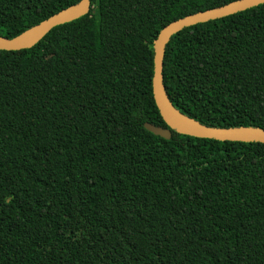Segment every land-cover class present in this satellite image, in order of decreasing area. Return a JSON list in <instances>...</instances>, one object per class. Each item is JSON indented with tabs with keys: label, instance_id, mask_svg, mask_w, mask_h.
<instances>
[{
	"label": "trees",
	"instance_id": "trees-1",
	"mask_svg": "<svg viewBox=\"0 0 264 264\" xmlns=\"http://www.w3.org/2000/svg\"><path fill=\"white\" fill-rule=\"evenodd\" d=\"M80 0H0L13 38ZM30 49L0 50V264H264V143L172 131L154 42L236 0H91ZM164 85L211 127L264 129V4L183 29Z\"/></svg>",
	"mask_w": 264,
	"mask_h": 264
},
{
	"label": "water",
	"instance_id": "water-1",
	"mask_svg": "<svg viewBox=\"0 0 264 264\" xmlns=\"http://www.w3.org/2000/svg\"><path fill=\"white\" fill-rule=\"evenodd\" d=\"M264 4V0H236L226 5L198 12L171 22L163 28L154 42L153 96L156 106L169 128L145 123V128L154 135L170 139L172 131L197 138L218 141L264 143V129L254 126L211 127L183 114L171 102L164 85L163 66L167 45L172 37L185 28L221 19ZM92 9L91 0L63 9L36 26L13 38L0 36V50L18 51L30 49L39 43L53 28L88 15Z\"/></svg>",
	"mask_w": 264,
	"mask_h": 264
}]
</instances>
